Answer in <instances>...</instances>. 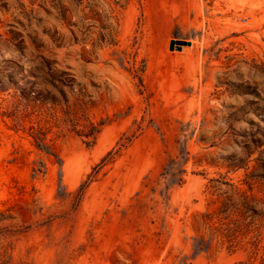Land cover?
Returning <instances> with one entry per match:
<instances>
[{"label": "rangeland", "instance_id": "obj_1", "mask_svg": "<svg viewBox=\"0 0 264 264\" xmlns=\"http://www.w3.org/2000/svg\"><path fill=\"white\" fill-rule=\"evenodd\" d=\"M0 264H264V0H0Z\"/></svg>", "mask_w": 264, "mask_h": 264}, {"label": "trees", "instance_id": "obj_2", "mask_svg": "<svg viewBox=\"0 0 264 264\" xmlns=\"http://www.w3.org/2000/svg\"><path fill=\"white\" fill-rule=\"evenodd\" d=\"M238 201L240 202L242 209L239 211L240 215L243 217H246L248 212L252 209V202L250 200V197L246 194V192L240 193ZM236 201L232 199V197H229L224 202V207L214 210L211 213H208L203 216V226L210 229L212 232L211 237L219 234L224 233H230L231 231H234L237 229V225L239 220L234 219L231 222H226V217H224L225 212L231 208L236 206ZM216 220V222H214ZM215 224V226H213ZM204 241H202L203 243ZM210 249V245L208 246V250ZM197 250L200 252V248H197Z\"/></svg>", "mask_w": 264, "mask_h": 264}]
</instances>
